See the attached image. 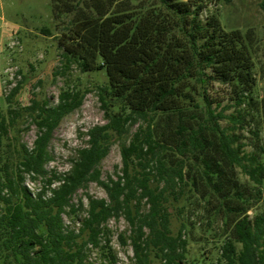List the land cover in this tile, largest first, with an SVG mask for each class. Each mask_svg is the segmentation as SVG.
I'll return each mask as SVG.
<instances>
[{"label": "trees", "instance_id": "1", "mask_svg": "<svg viewBox=\"0 0 264 264\" xmlns=\"http://www.w3.org/2000/svg\"><path fill=\"white\" fill-rule=\"evenodd\" d=\"M51 9L65 68L106 74L96 90L107 124L88 131L67 174L34 193L26 175L47 177L52 133L84 95L68 89L55 107L15 108L19 82L6 97L0 264H87L90 250L100 264H118L107 223L122 214L136 264H264V96L255 73L264 47L255 30L226 31L214 13L203 19L206 0H51ZM214 83L229 88L232 107L213 108ZM24 117L41 130L32 149L18 136ZM246 128L249 142L238 133ZM116 141L122 169L103 181L99 166ZM92 182L108 200L89 198L85 210L73 199ZM67 214L79 228L66 225ZM196 229L214 244L201 260L190 256Z\"/></svg>", "mask_w": 264, "mask_h": 264}, {"label": "rangeland", "instance_id": "2", "mask_svg": "<svg viewBox=\"0 0 264 264\" xmlns=\"http://www.w3.org/2000/svg\"><path fill=\"white\" fill-rule=\"evenodd\" d=\"M206 2L207 9L203 19L214 13L226 31L241 30L245 33L253 29L258 35L260 49H263L264 0H206ZM43 29H48L51 36L43 34ZM61 34L62 29L57 28L53 20L51 0H0V111L6 113L8 110L9 106L6 105L5 99L19 82L20 90L13 100L15 108L29 107L32 100L41 103L46 101L50 107H55L59 103L61 92L68 89L75 92L80 89L84 95L82 104L64 116L52 133L48 147L49 160L45 164L47 177L33 179L26 175V185L34 193L45 187L47 181L55 174L58 176L67 174L78 150L87 146L88 131L93 127L107 124L96 90V86L107 83L105 72L82 74L75 66L65 68L67 66L58 43ZM263 60L262 53L255 57L259 97L264 96V81L261 74ZM209 94L215 102L213 108L217 111L234 105L230 90L225 85L212 84ZM233 111L234 109L230 108L226 114ZM240 132L249 142L251 137L249 128L238 129V133ZM40 134L41 130L33 119L24 117L19 121L18 136L29 149L34 147V142ZM10 157L15 158L12 151ZM121 169V143L116 141L99 166L102 180L108 181L110 178L117 180ZM89 198L108 200L105 190L92 182L75 195L73 203L83 202L87 210ZM144 209L146 210L145 207ZM190 215H193V212H190ZM64 219L71 229L79 228V224L71 223L68 214ZM189 221L195 223L197 220L195 218L191 220L189 217ZM179 225L175 215L172 226L175 233ZM107 229L110 231L111 245L118 256V264H136L128 240L131 235L130 226L125 216L122 214L120 217L111 218L107 223ZM194 232L196 236L189 246L190 256L192 259L201 260L213 249L214 244L211 237L208 238L210 239L208 242L201 241L199 229ZM121 237L127 240V244L122 242ZM98 258L97 252L90 250L87 264H100Z\"/></svg>", "mask_w": 264, "mask_h": 264}, {"label": "built area", "instance_id": "3", "mask_svg": "<svg viewBox=\"0 0 264 264\" xmlns=\"http://www.w3.org/2000/svg\"><path fill=\"white\" fill-rule=\"evenodd\" d=\"M12 47H13V46L11 45V47H10V48L12 49Z\"/></svg>", "mask_w": 264, "mask_h": 264}]
</instances>
